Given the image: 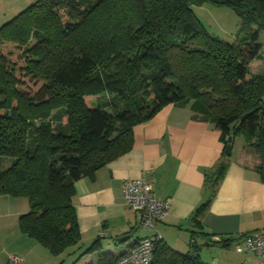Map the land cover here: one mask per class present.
Returning a JSON list of instances; mask_svg holds the SVG:
<instances>
[{
	"label": "trees",
	"instance_id": "trees-1",
	"mask_svg": "<svg viewBox=\"0 0 264 264\" xmlns=\"http://www.w3.org/2000/svg\"><path fill=\"white\" fill-rule=\"evenodd\" d=\"M207 3L237 16L235 43L197 20L192 7ZM262 33L264 0H36L1 25L0 197L27 199L20 231L53 256L78 245L74 184L127 154L133 128L167 105L213 123L224 149L242 137L264 184ZM224 171L191 217L199 230ZM191 238L192 254L160 240L150 264H204ZM136 241L98 238L72 264H117Z\"/></svg>",
	"mask_w": 264,
	"mask_h": 264
},
{
	"label": "crops",
	"instance_id": "crops-1",
	"mask_svg": "<svg viewBox=\"0 0 264 264\" xmlns=\"http://www.w3.org/2000/svg\"><path fill=\"white\" fill-rule=\"evenodd\" d=\"M35 1L0 0V26ZM132 135L127 154L74 184L72 205L81 244L101 238L102 244L113 246L114 239L135 229L130 236H152L144 229L139 234L138 216L123 198V183L140 178L150 183L155 199L169 202L168 214L155 229L164 243L181 254H192V235L199 259L209 251L208 242L229 240L228 246L236 248L245 236L264 237V184L254 171L258 156L242 137L243 144L236 152L235 137L230 153L225 154L221 134L213 123L194 119L189 106L174 105L136 125ZM0 160L4 170L10 162ZM220 164L225 166L224 175L199 230L191 217L206 200V185ZM28 211L27 199L0 197V264H9L11 256L20 257L21 264H52L49 252L19 229V219ZM257 260L254 253L245 254L249 263H262Z\"/></svg>",
	"mask_w": 264,
	"mask_h": 264
},
{
	"label": "built area",
	"instance_id": "built-area-1",
	"mask_svg": "<svg viewBox=\"0 0 264 264\" xmlns=\"http://www.w3.org/2000/svg\"><path fill=\"white\" fill-rule=\"evenodd\" d=\"M123 198L138 216L141 229L151 231L152 236L140 237L133 247L127 250L117 264H150L156 244L162 240L156 231V224L164 219L170 209L168 201L155 199L150 183L144 179L128 180L122 185ZM237 253L252 252L264 264V237L251 235L243 238L235 248ZM17 256L9 258V264H21Z\"/></svg>",
	"mask_w": 264,
	"mask_h": 264
},
{
	"label": "rangeland",
	"instance_id": "rangeland-1",
	"mask_svg": "<svg viewBox=\"0 0 264 264\" xmlns=\"http://www.w3.org/2000/svg\"><path fill=\"white\" fill-rule=\"evenodd\" d=\"M193 13L200 24L207 30V32L213 37H217L228 43H235L241 34H239V19L237 16L228 8L217 6L214 4H204L202 6L192 7ZM260 43H264V34L262 33L260 37ZM264 46V45H263ZM260 68H251V73L256 74L260 71ZM108 97V96H106ZM95 100L93 99L92 102ZM233 153L236 152L238 146L243 144V139L241 137H236L233 142ZM3 168V162L0 160V170ZM142 234V229L139 228ZM106 241V239H105ZM90 244H81L79 243L76 246H73L65 250L62 254L53 256L49 254V257H52V264H72L77 257L88 248ZM110 244L105 243L103 247H108ZM125 245H120L117 247V250L125 249ZM209 251L204 252L200 256L201 262L204 264H254L245 261V254H239L235 251V246L223 247L219 244H212L208 249ZM126 251V250H125ZM124 251V252H125ZM48 253V252H46ZM256 263H261V260L258 258ZM262 264V263H261Z\"/></svg>",
	"mask_w": 264,
	"mask_h": 264
},
{
	"label": "water",
	"instance_id": "water-1",
	"mask_svg": "<svg viewBox=\"0 0 264 264\" xmlns=\"http://www.w3.org/2000/svg\"><path fill=\"white\" fill-rule=\"evenodd\" d=\"M227 142L230 143V142H231V138H228V139H227ZM224 153H225V154H229V153H230V146H227V147L225 148ZM130 238H131L130 235H125V236H122V237L118 238V239H117V242H118V243H124V242L130 240Z\"/></svg>",
	"mask_w": 264,
	"mask_h": 264
}]
</instances>
